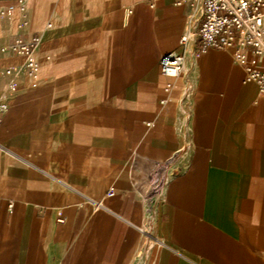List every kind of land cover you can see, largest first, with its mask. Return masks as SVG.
Here are the masks:
<instances>
[{"label":"crops","instance_id":"crops-1","mask_svg":"<svg viewBox=\"0 0 264 264\" xmlns=\"http://www.w3.org/2000/svg\"><path fill=\"white\" fill-rule=\"evenodd\" d=\"M27 1L42 67L0 125V264H264L258 84L210 48L164 90L193 3ZM16 34L0 17V65ZM174 169L150 225L142 195Z\"/></svg>","mask_w":264,"mask_h":264},{"label":"built area","instance_id":"built-area-1","mask_svg":"<svg viewBox=\"0 0 264 264\" xmlns=\"http://www.w3.org/2000/svg\"><path fill=\"white\" fill-rule=\"evenodd\" d=\"M193 3L188 25L180 39L182 51L169 52L160 61L161 74L170 79L164 86L168 94L173 90V79L189 71L187 55L195 56L210 48L233 49L235 61L246 69V81L258 84L264 96V0H175L177 5ZM0 17L12 23L17 34L11 43L1 48L3 54L20 58L18 63L0 65V125L2 116L9 110L13 95L20 90L21 79L32 84L40 79L42 61L38 50L42 32L32 29L27 0H14L0 9ZM52 23H47L51 28ZM200 38L198 50L191 47ZM47 56V59H50ZM162 99L161 103H166ZM180 119L188 123L187 108L181 104ZM165 187V186H164ZM114 194V189L108 191ZM145 222L156 218V203L142 195Z\"/></svg>","mask_w":264,"mask_h":264},{"label":"rangeland","instance_id":"rangeland-1","mask_svg":"<svg viewBox=\"0 0 264 264\" xmlns=\"http://www.w3.org/2000/svg\"><path fill=\"white\" fill-rule=\"evenodd\" d=\"M187 94H188V91H187ZM177 170L174 169L173 171L166 172L162 175L159 174L157 176H154V178L150 181V187L148 188L146 193L143 194V195L150 196L152 200L155 201L157 212L159 210V207H160V204L163 198L164 186L166 185L170 177H172L177 172ZM154 223H156V218L154 219ZM145 230H146L145 237L152 236L153 237L152 239L158 240L156 239L155 231H154V234H152L150 226L146 225Z\"/></svg>","mask_w":264,"mask_h":264},{"label":"bare ground","instance_id":"bare-ground-1","mask_svg":"<svg viewBox=\"0 0 264 264\" xmlns=\"http://www.w3.org/2000/svg\"><path fill=\"white\" fill-rule=\"evenodd\" d=\"M152 222H153V221L149 222L150 225L152 224ZM157 245H158V244H157ZM138 254L143 255V251H142V250H139V253H138Z\"/></svg>","mask_w":264,"mask_h":264}]
</instances>
